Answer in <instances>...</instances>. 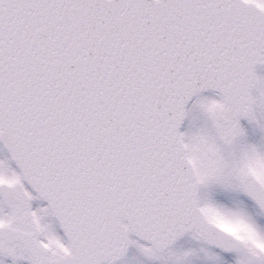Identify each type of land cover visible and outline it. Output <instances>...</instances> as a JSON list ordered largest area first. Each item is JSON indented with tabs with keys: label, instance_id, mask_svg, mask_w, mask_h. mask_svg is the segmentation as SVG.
<instances>
[{
	"label": "snow or ice",
	"instance_id": "1",
	"mask_svg": "<svg viewBox=\"0 0 264 264\" xmlns=\"http://www.w3.org/2000/svg\"><path fill=\"white\" fill-rule=\"evenodd\" d=\"M132 245L264 264V0H0V264Z\"/></svg>",
	"mask_w": 264,
	"mask_h": 264
},
{
	"label": "rangeland",
	"instance_id": "2",
	"mask_svg": "<svg viewBox=\"0 0 264 264\" xmlns=\"http://www.w3.org/2000/svg\"><path fill=\"white\" fill-rule=\"evenodd\" d=\"M189 243H190V241L188 240V238H186V239H184V240L180 243V245H181V247H187V246H189ZM135 251H136V253H137V255H138L137 260H138L140 263L148 264V260H149V259H146V257H144V256L140 253V251H139V249H138L137 247H135Z\"/></svg>",
	"mask_w": 264,
	"mask_h": 264
},
{
	"label": "water",
	"instance_id": "3",
	"mask_svg": "<svg viewBox=\"0 0 264 264\" xmlns=\"http://www.w3.org/2000/svg\"><path fill=\"white\" fill-rule=\"evenodd\" d=\"M181 238H182V237H181ZM181 238H180V239H181Z\"/></svg>",
	"mask_w": 264,
	"mask_h": 264
}]
</instances>
